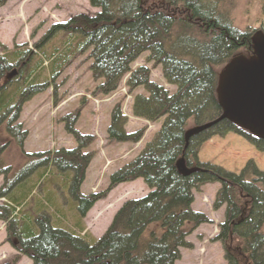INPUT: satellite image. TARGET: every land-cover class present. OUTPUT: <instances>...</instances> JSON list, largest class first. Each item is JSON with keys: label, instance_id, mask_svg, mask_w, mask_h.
<instances>
[{"label": "trees", "instance_id": "16d2710c", "mask_svg": "<svg viewBox=\"0 0 264 264\" xmlns=\"http://www.w3.org/2000/svg\"><path fill=\"white\" fill-rule=\"evenodd\" d=\"M5 1L0 0V6ZM257 1L264 11V0ZM88 3L98 10L91 18L78 15L52 24L32 48H14L0 57L1 73L14 62L18 71V76L0 90V124L8 118L4 132L15 137L21 148L26 132L12 124L22 105L50 87L54 91L57 77L82 56L90 60L88 71L93 82L99 83L94 97L114 93L128 75L125 85L129 92L137 88L145 91V95L133 97L132 116L148 123L162 122L143 150L115 171L100 193H80L92 159V154L84 150L93 141L74 129L80 110L61 120L65 132L76 143L75 149L25 155L27 163L22 171L28 167L32 171L19 181V174L7 179V168L0 165L4 179L0 199L7 202L0 207V221L5 225V241L17 252L5 264H16L21 257L28 258L31 264H175L180 259L179 249L189 248L185 238L207 223L204 216L191 210L192 192L212 183L220 186L214 208L225 206L215 240L222 245L225 262L264 264V174L252 162L235 175L196 160L200 145L213 136L238 135L261 153L264 140L225 120L191 137L186 147L184 140L190 127L211 122L221 114L215 94L217 70H222L239 50L250 52L249 33L233 27L232 1ZM59 35L64 41L48 53L46 45ZM143 54L145 63L160 67L165 83L175 87L173 94L149 80L150 69L140 66L131 71V65ZM125 124L126 118L116 105L110 113L108 144L136 143L141 139L143 130L126 134ZM180 158L188 168L198 171L186 177L179 175L175 164ZM51 170L62 178L72 200L69 210L77 220L75 232L62 224L66 217L52 195L45 194L34 213L21 216L15 211L30 199L37 185L46 181ZM35 174L38 182L32 183L29 176ZM139 179L149 191L145 197L126 201L100 238L82 235L81 221L95 203L104 200L118 185ZM51 208L52 215L48 213Z\"/></svg>", "mask_w": 264, "mask_h": 264}, {"label": "rangeland", "instance_id": "374dc122", "mask_svg": "<svg viewBox=\"0 0 264 264\" xmlns=\"http://www.w3.org/2000/svg\"><path fill=\"white\" fill-rule=\"evenodd\" d=\"M88 1L6 0L0 6V57L5 53L4 51L8 53L14 48L19 51L32 48L52 24L64 23L78 15L91 18L98 10L91 8ZM231 1L234 28L241 33L248 32L251 38L264 29V11L259 1ZM63 41L59 35L46 45L45 49L47 48L48 52L50 48L60 46ZM249 55L250 52L244 49L237 53V56L249 57ZM145 59L146 54L141 55L131 65V71L140 66L150 69L149 80L173 94L175 87L165 83L160 67L145 63ZM10 65L14 66L16 63H10ZM89 65L90 60L85 56L77 57L57 77L53 86L54 91L50 87L22 105L16 122H12V126L20 125L21 131L26 132L21 148L18 147L15 137L4 132L8 118L0 124V165L1 168H7V179L19 174L16 180L19 181L31 170V167H28L27 170L22 171L27 163L25 155L75 149L76 143L65 132V126L61 120L76 110H80V114L74 126L75 131L93 138L91 145L84 150L85 153L92 154V159L80 187V193L83 195L96 194L105 190L109 184V177L131 162L153 138L162 120L148 123L134 118L131 114L133 97L138 94L145 95V91L137 88L129 92L125 85L127 75L114 93L94 97L92 94L99 83L93 82L88 71ZM222 70L218 69L217 73L220 74ZM2 84L1 79L0 86ZM116 105L120 107L122 115L126 118L124 127L126 134L143 130L141 139L136 143H107L110 113ZM196 160L200 164L212 165L235 175L239 174L248 162H252L255 168L264 174V153L257 151L245 139L234 134L207 139L200 145ZM55 174L51 170L46 181L37 185L30 199L21 208L15 207V211L21 216L34 213L38 201L42 200L45 194L52 195L57 200V207L66 217L62 224L75 232L77 220L69 210V205L73 206L72 200L68 196L62 178ZM29 178L32 183L38 182L36 174ZM3 184V176H0V188ZM27 186H30V183ZM219 188L218 183H212L201 186L198 192H192L191 210L204 216L207 223L199 225L185 238L189 248L179 249L180 259L175 264H227L222 245L215 241L225 213L224 205L214 208V200ZM148 192L140 179L118 185L104 200L95 203L82 219L84 228L82 235L89 239L100 238L126 201L143 198ZM6 203L4 199H0V207ZM51 211L54 210L51 208L48 212L50 215H52ZM48 213L45 214L48 215ZM6 238L5 225L0 221V264L10 262L17 255L12 244L5 241ZM16 264H31V262L28 258L21 257Z\"/></svg>", "mask_w": 264, "mask_h": 264}, {"label": "water", "instance_id": "95a60500", "mask_svg": "<svg viewBox=\"0 0 264 264\" xmlns=\"http://www.w3.org/2000/svg\"><path fill=\"white\" fill-rule=\"evenodd\" d=\"M216 101L220 116L206 124L194 126L184 134L188 140L225 120L249 135L264 140V33H255L250 40L249 57L236 56L229 61L217 79ZM179 175L186 177L198 171L188 168L184 159L175 164Z\"/></svg>", "mask_w": 264, "mask_h": 264}, {"label": "flooded vegetation", "instance_id": "af4514ba", "mask_svg": "<svg viewBox=\"0 0 264 264\" xmlns=\"http://www.w3.org/2000/svg\"><path fill=\"white\" fill-rule=\"evenodd\" d=\"M8 70L4 73L0 71V80L2 79V85L0 86V90L6 85L8 82H11L14 78L18 76V71L14 66H8Z\"/></svg>", "mask_w": 264, "mask_h": 264}, {"label": "bare ground", "instance_id": "6f19581e", "mask_svg": "<svg viewBox=\"0 0 264 264\" xmlns=\"http://www.w3.org/2000/svg\"><path fill=\"white\" fill-rule=\"evenodd\" d=\"M28 67H30V65L28 66ZM28 69V68H27ZM30 70V69H29ZM69 179H70V177H69Z\"/></svg>", "mask_w": 264, "mask_h": 264}]
</instances>
